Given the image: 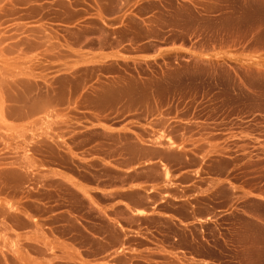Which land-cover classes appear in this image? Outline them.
Masks as SVG:
<instances>
[{"label":"rangeland","instance_id":"374dc122","mask_svg":"<svg viewBox=\"0 0 264 264\" xmlns=\"http://www.w3.org/2000/svg\"><path fill=\"white\" fill-rule=\"evenodd\" d=\"M0 263L264 264V0H0Z\"/></svg>","mask_w":264,"mask_h":264},{"label":"crops","instance_id":"0c3cea01","mask_svg":"<svg viewBox=\"0 0 264 264\" xmlns=\"http://www.w3.org/2000/svg\"><path fill=\"white\" fill-rule=\"evenodd\" d=\"M184 170L176 173V176H182ZM190 175V174H189ZM195 179L190 175L187 181H182L177 178L171 179V186L174 188V193L167 194L165 200L170 201L172 205V210H165L162 212L177 229H180L182 226L187 224H198L199 221H202L205 218H211L213 212L209 211L206 214L199 213L200 205L189 201L191 199V194L184 192V188L190 186L194 183ZM140 211V212H138ZM134 214H145L152 215L155 214V210H152L151 207H134ZM176 239V236L173 237ZM1 264V263H0Z\"/></svg>","mask_w":264,"mask_h":264}]
</instances>
